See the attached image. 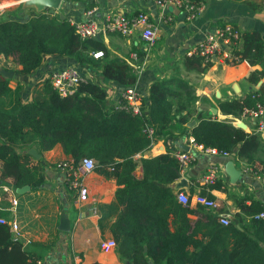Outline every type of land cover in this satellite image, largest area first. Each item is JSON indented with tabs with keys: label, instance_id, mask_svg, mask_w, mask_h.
Masks as SVG:
<instances>
[{
	"label": "trees",
	"instance_id": "obj_1",
	"mask_svg": "<svg viewBox=\"0 0 264 264\" xmlns=\"http://www.w3.org/2000/svg\"><path fill=\"white\" fill-rule=\"evenodd\" d=\"M28 15L25 21L16 13L0 14V60L11 59L20 67L1 66L3 69L28 76L41 66L45 56H55L80 66L99 67L102 81L118 88L136 83L132 68L124 60H95L92 52L101 50L100 43L96 38L81 40L68 20L47 10L32 9ZM240 38V49L234 55L241 62L260 67L247 78L257 84L264 77V40L257 32L241 33ZM181 63L186 71L194 72L211 65L196 55L185 56ZM10 81L0 75V162L17 166L13 188L35 190L41 185L40 160L35 161L26 150L35 147L42 154L59 145L74 168L82 159L90 158L96 162L99 175L115 180V201L121 212L110 231L119 260L128 264H264V218H258L264 207L260 203L240 206L241 213L249 217L247 226H222L219 217L208 210L200 206L191 209L177 201L178 191L185 190L170 187L180 179V167L169 152L141 159L142 176L134 175L138 167L134 157L148 151L152 141L187 130L197 145L234 154L249 165L255 163L253 155L260 147V136L246 133L229 120L217 121L197 111L199 98L188 82L173 77L152 83L141 113L133 115L108 107L104 90L91 82H82L72 96L60 98L47 79L33 89L32 101L24 102L11 90ZM258 104H264V82L253 93L224 101L218 108L240 120L244 111L254 110ZM192 120L196 124L190 128ZM148 128L153 130L152 136L147 134ZM207 188L225 192L216 181L198 187L197 194L215 200ZM185 193L192 197V189ZM169 215L173 216V231L169 229ZM198 233L202 239L197 238ZM19 247L9 228L0 225V264H27L28 256Z\"/></svg>",
	"mask_w": 264,
	"mask_h": 264
},
{
	"label": "crops",
	"instance_id": "obj_2",
	"mask_svg": "<svg viewBox=\"0 0 264 264\" xmlns=\"http://www.w3.org/2000/svg\"><path fill=\"white\" fill-rule=\"evenodd\" d=\"M187 1L200 8L192 21H187L185 13L174 6L159 7L153 0H81V3H69L72 9L60 8L54 15L64 14V19L75 24L83 20L84 12L91 10L99 25H103L109 14L121 13L132 18L138 13H145L149 23L157 30L155 43L151 47L142 42L140 28H135L128 36L105 31L99 35L101 50L93 51L92 56L96 52H102V57L98 60H124L136 76L134 87L142 101H147L152 83L173 77L180 78L188 82L199 98L195 102L197 111L219 121L229 120L236 127L243 124L245 127L242 130L246 133L260 136V147L253 155V165L234 154L209 157L198 153L187 172L170 185L177 191L180 180L184 179L187 187L183 189L187 193L192 189L193 197L199 192L198 187L193 184L194 180L206 175L212 167L225 192L208 191L207 188V192L215 197L218 204V209L208 211L216 217L229 219L231 224L241 229L249 223V217L241 213V205L249 206L252 202H258L264 207V132H257L256 126L247 118L237 121L230 115H224L218 105L253 93L264 82V77L257 84L249 83L247 78L250 73L260 70V67H252L247 62L230 65L217 61L209 63L211 65L202 72H194L186 71L181 60L192 53L207 34L223 24H229L240 34L257 32L264 40V0ZM63 2L66 3L65 0ZM3 5L10 4L4 1ZM29 8L35 9L32 6ZM21 10L16 15L26 21L29 17L27 10ZM135 53L139 55L138 61L132 59ZM1 62L10 64L12 61L1 58L0 66ZM69 67L78 70L84 81L104 90L108 107L119 100L123 88H118L111 82H103L99 67L80 66L71 59L55 56H45L41 66L28 76L16 75L9 87L18 92L22 101L31 102L33 89L42 86L52 70ZM16 69L19 70L20 67L16 66ZM144 104L148 106L147 103ZM190 123L193 126L196 124L195 120ZM175 134L176 136L163 141L157 140L152 150L134 157L138 164L134 173L136 178L142 176L139 167L141 159L164 154L169 150V145L171 150L189 147V130L183 134ZM31 149L38 153L35 147L25 152ZM38 155L39 159L35 161L40 160L42 167L41 185L35 190L29 187L23 193L21 189L13 188L17 166H7L0 162V181L5 187L0 189V217L18 223L19 251L28 256V259L40 258L46 264H71L73 257L78 258L76 264H128L118 259L115 249L107 254L100 248L103 241L113 239L110 227L121 212V207L115 201L118 189L115 180H106L95 170L87 175H79L82 186L88 190L87 200L80 201L77 192L71 190L65 181L62 169H57L58 163L68 160L61 147L57 145L51 151ZM13 200L16 205H13ZM198 207L193 203L190 205L191 209ZM64 212L67 214L70 230L60 233V216ZM189 218L195 221L197 217L190 215ZM167 221L169 229L173 231V216L169 215ZM10 233L12 238L15 237L11 231ZM197 238L202 239L201 233H198Z\"/></svg>",
	"mask_w": 264,
	"mask_h": 264
},
{
	"label": "built area",
	"instance_id": "obj_3",
	"mask_svg": "<svg viewBox=\"0 0 264 264\" xmlns=\"http://www.w3.org/2000/svg\"><path fill=\"white\" fill-rule=\"evenodd\" d=\"M23 0H8L5 3L12 5L22 4ZM64 1V0H63ZM159 7H165L167 5L174 6L175 8L185 13L187 21H192L196 14L199 12V7L190 4L187 0H153ZM75 27V33L81 40H87L96 38L101 33L108 31L112 33H119L123 36H128L135 28L141 29V40L146 46L151 47L155 43L156 28H154L148 21V17L145 13H138L132 18H128L121 13L109 14L106 16L103 25H99L94 17V11H86L83 14V20L72 24ZM240 33L229 24H223L216 27L211 33L207 34L204 40L192 51L188 56L196 55L203 58L205 63H216L217 61H223L230 65H237L241 63L238 56L234 55L235 50L240 49ZM95 59L102 57V52H96L93 54ZM132 59L139 60L137 53L132 55ZM48 80L53 91L60 98H67L72 96L80 86L82 82H85L80 76L78 70L69 67L61 70H52L48 75ZM141 96L138 94L134 86L124 88L120 93L119 100L115 102L113 107L119 108L130 112L133 115H139L142 108ZM247 118L253 122L256 126L257 132H264V104H258L254 110L244 111L241 119ZM217 121H219L217 119ZM240 121V120H237ZM149 136H152L153 130L146 129ZM163 141V140H162ZM189 147L185 151L183 149L171 150L169 145V152L174 158H176L180 167V177L189 169L190 165L195 160V154L202 153L209 157H216L219 155L229 156V153L219 152L215 148H205L201 145H197L193 138L188 139ZM156 141H152L149 147V151L155 146ZM164 143V142H163ZM192 148V149H191ZM139 155V154H138ZM137 156V155H136ZM135 156V157H136ZM59 167L63 171L64 179L67 182L69 188L74 190L78 194L80 201H86L88 198V190L82 186L79 175H87L95 170L96 162L90 158L82 159L77 168H74L72 162L67 160ZM217 181L216 172L211 167L206 175L197 177L193 184L196 187L209 186ZM5 189L0 181V189ZM180 190V189H178ZM177 201L182 205L190 206L192 203L196 206L202 207L204 210H216L218 204L215 200L208 199L205 196L196 194L193 197H188L185 192L178 191L176 196ZM13 205H16V201L13 200ZM258 218H264V212L259 214ZM218 222L222 226H228L230 224L229 219L219 218ZM0 225H6L15 237L14 241H18L20 236V230L18 223L15 220H6L0 217ZM116 247L113 239L103 241L101 243V250L107 254L114 251ZM78 258L73 257L71 264H76ZM27 264H46V262L40 258H29Z\"/></svg>",
	"mask_w": 264,
	"mask_h": 264
},
{
	"label": "water",
	"instance_id": "obj_4",
	"mask_svg": "<svg viewBox=\"0 0 264 264\" xmlns=\"http://www.w3.org/2000/svg\"><path fill=\"white\" fill-rule=\"evenodd\" d=\"M24 4H27L29 6H32L36 9L37 12H41L43 10H47L50 14L54 15L55 12L57 10H59L60 8H66V9H72V5L63 2V0H23L22 1ZM7 7V5H0V9H3ZM62 20L64 19L65 15L61 14L59 16ZM96 40L98 42H100V36H96ZM0 75L3 76L4 78L8 79V80H14L16 78V75L14 74V72L12 71H8L3 69L0 66ZM193 124L190 123L188 125V127H192ZM239 128L244 129V125L243 124H239L238 125ZM183 150L187 151L188 148H183ZM28 154H30L32 157H34V159H39V155L36 152L35 149H31L27 152ZM187 187V183L186 181L180 180L179 184H178V189H183ZM29 189L28 186H25L23 188H21L22 193L27 191ZM60 233H65L68 232L70 230V223L67 217V214L64 212L61 216H60V226L58 228Z\"/></svg>",
	"mask_w": 264,
	"mask_h": 264
},
{
	"label": "rangeland",
	"instance_id": "obj_5",
	"mask_svg": "<svg viewBox=\"0 0 264 264\" xmlns=\"http://www.w3.org/2000/svg\"><path fill=\"white\" fill-rule=\"evenodd\" d=\"M4 1L6 0H0V5H3L4 4ZM19 5H21V7H19ZM19 5H12L11 7L9 6L7 9L4 8V9H0V14L2 13V11L6 10V12H9V13H16L17 14V11L18 10H21L23 8H25L27 10V13H30L32 11V9L29 8V5L27 4H19ZM35 10V9H34ZM22 11V10H21ZM26 19V18H25ZM1 65L4 66V67H7L9 69H16V65H14L12 62L10 64H7V63H2L1 62ZM59 168V163L57 164V169Z\"/></svg>",
	"mask_w": 264,
	"mask_h": 264
}]
</instances>
